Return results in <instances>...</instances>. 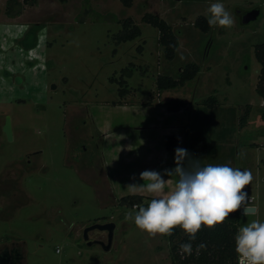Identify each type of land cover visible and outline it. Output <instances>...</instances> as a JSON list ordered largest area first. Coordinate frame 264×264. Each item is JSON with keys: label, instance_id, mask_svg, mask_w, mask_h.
Returning a JSON list of instances; mask_svg holds the SVG:
<instances>
[{"label": "rangeland", "instance_id": "rangeland-1", "mask_svg": "<svg viewBox=\"0 0 264 264\" xmlns=\"http://www.w3.org/2000/svg\"><path fill=\"white\" fill-rule=\"evenodd\" d=\"M216 2L233 26L194 27ZM251 10L257 15L243 23ZM146 12L175 34L171 60L156 28L141 22ZM124 18L140 33L115 42ZM259 43L264 0H131L128 7L119 0H0V248L20 247L22 264H170L167 237L150 238L126 222L134 205L120 198L141 195L137 205L146 206L152 197L126 186L142 184L145 170L173 169L175 152L165 149L164 137L183 133L188 141L194 128L204 135L192 155L200 166L252 173L244 191L254 211L238 213L237 229L264 222V120L254 91ZM186 63L199 67L192 79L155 88L157 75L175 77ZM122 68L131 73L119 95ZM209 96L214 103L206 105ZM176 98L184 104L176 111L159 104ZM107 221L114 223L109 248L86 246L82 228ZM87 235L105 242L104 231Z\"/></svg>", "mask_w": 264, "mask_h": 264}, {"label": "clouds", "instance_id": "clouds-1", "mask_svg": "<svg viewBox=\"0 0 264 264\" xmlns=\"http://www.w3.org/2000/svg\"><path fill=\"white\" fill-rule=\"evenodd\" d=\"M206 11L210 27L233 26L234 20L223 3H212ZM174 163L175 167L163 174L145 170L139 176L142 184L126 186L132 193H145L152 198L146 206L134 205L124 220L134 223L136 229L150 238L171 237L174 229H181L189 242L179 246V253L182 257L191 256L192 242L202 228L214 229L241 209L245 215L251 214L244 190L253 177L251 171H241L228 164L202 167L186 149L179 147L175 150ZM131 179L135 181L136 177ZM234 239L238 264H264V222L247 223L238 229ZM206 247L205 243L196 245V255Z\"/></svg>", "mask_w": 264, "mask_h": 264}, {"label": "trees", "instance_id": "trees-1", "mask_svg": "<svg viewBox=\"0 0 264 264\" xmlns=\"http://www.w3.org/2000/svg\"><path fill=\"white\" fill-rule=\"evenodd\" d=\"M22 3L32 4L34 0H21ZM120 3L128 7L131 0H119ZM141 22L147 23L157 30L156 41L162 48V55L165 59L171 60L174 56V51L177 47V38L172 32L171 27L160 17L151 13H143ZM193 26L202 32L209 30L210 26L207 23V18L202 15L195 17ZM140 33L139 27L134 24L131 19L124 18L120 21V28L112 38L115 42L131 40ZM254 58L256 59L259 68L257 73V80L254 86L255 93L262 100L260 106L259 117L264 120V43H259L254 46ZM199 71V67L195 63H186L179 68L175 77L169 75H157L155 78V88L157 90L172 89L184 84L185 81L192 79ZM131 71L128 68L120 70V79L117 80L119 85L118 94L125 93L126 81L125 77L130 76ZM214 97L209 96L204 100V104L209 105L214 103ZM168 111H176L184 104L181 99L176 98L166 102H159ZM249 106L246 105L242 115L238 118L240 126L246 122ZM164 146L167 150H176L178 147L177 139L174 135H166L164 137ZM122 203L129 206L137 205L141 202V195H126L121 198ZM239 211L231 214L224 224L217 226L214 229L202 228L196 236L193 244V254L191 256H183L179 253V246L182 243H188L189 238L179 228L173 230V235L167 237L168 243V257L170 264H238L237 254L235 252V235L237 229V218ZM200 243L206 244V250H202L199 255H196V245Z\"/></svg>", "mask_w": 264, "mask_h": 264}, {"label": "water", "instance_id": "water-1", "mask_svg": "<svg viewBox=\"0 0 264 264\" xmlns=\"http://www.w3.org/2000/svg\"><path fill=\"white\" fill-rule=\"evenodd\" d=\"M257 15L256 10H251L243 14L241 21L243 23L247 22L250 19H253ZM179 70V69H178ZM177 75V74H176ZM15 81H20L18 77H15ZM2 131L7 136V138H10V125L8 122V119H5V122L2 126ZM251 209V212L254 211L253 206H249ZM239 212H244L243 209L238 210ZM114 228V223L111 221L103 222V223H92L90 225H87L82 228L81 230V239L84 241L86 246H89L91 244H98L103 250H107L110 246L111 238H112V231ZM99 230L105 232V242L101 240H89L88 239V231L90 230ZM20 248V247H19ZM21 258V253L17 249V247H12L8 249L6 246L2 247L0 249V264H17Z\"/></svg>", "mask_w": 264, "mask_h": 264}, {"label": "crops", "instance_id": "crops-1", "mask_svg": "<svg viewBox=\"0 0 264 264\" xmlns=\"http://www.w3.org/2000/svg\"><path fill=\"white\" fill-rule=\"evenodd\" d=\"M246 123V122H245ZM198 131V133H196L195 131ZM205 133V132H204ZM207 133H208V130H207ZM207 133H205V134H207ZM198 135V136H197ZM175 136V135H174ZM184 135H183V133L181 134V138L180 139H178V137L177 136H175L176 137V139H177V142H178V147L179 148H183V149H186L187 151H188V153L191 155V157H192V155H194V151H195V149H196V147L195 146H197L196 145V143H201V144H203V140L204 139H202L203 138V134L199 131V129L198 128H194V135H193V139H190V140H188V141H186V139L183 137ZM211 142H213V141H211ZM177 147V148H178ZM173 152H175V150H173ZM202 154H203V151L201 152ZM207 153V152H206ZM193 160H194V157L192 158ZM174 181V180H173Z\"/></svg>", "mask_w": 264, "mask_h": 264}, {"label": "flooded vegetation", "instance_id": "flooded-vegetation-1", "mask_svg": "<svg viewBox=\"0 0 264 264\" xmlns=\"http://www.w3.org/2000/svg\"><path fill=\"white\" fill-rule=\"evenodd\" d=\"M2 247H4V246H2ZM1 247V248H2ZM12 247H17V249L20 251V253H21V258H20V260H19V262L17 263V264H22V261H23V253H22V251H21V249L18 247V246H16V245H10L9 247H7L8 249H10V248H12ZM0 248V249H1Z\"/></svg>", "mask_w": 264, "mask_h": 264}, {"label": "built area", "instance_id": "built-area-1", "mask_svg": "<svg viewBox=\"0 0 264 264\" xmlns=\"http://www.w3.org/2000/svg\"><path fill=\"white\" fill-rule=\"evenodd\" d=\"M57 251V250H56ZM237 263H238V258H237Z\"/></svg>", "mask_w": 264, "mask_h": 264}]
</instances>
